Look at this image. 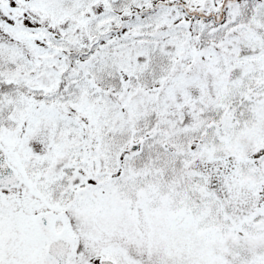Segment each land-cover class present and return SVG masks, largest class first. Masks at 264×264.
Listing matches in <instances>:
<instances>
[{"label": "snow or ice", "instance_id": "snow-or-ice-1", "mask_svg": "<svg viewBox=\"0 0 264 264\" xmlns=\"http://www.w3.org/2000/svg\"><path fill=\"white\" fill-rule=\"evenodd\" d=\"M0 264H264V0H0Z\"/></svg>", "mask_w": 264, "mask_h": 264}]
</instances>
